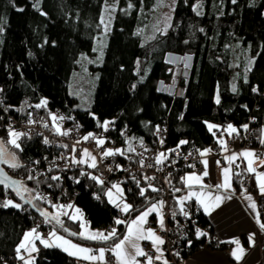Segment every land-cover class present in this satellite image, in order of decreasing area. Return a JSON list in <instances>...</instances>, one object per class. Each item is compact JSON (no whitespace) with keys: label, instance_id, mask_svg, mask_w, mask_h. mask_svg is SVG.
Returning a JSON list of instances; mask_svg holds the SVG:
<instances>
[{"label":"trees","instance_id":"16d2710c","mask_svg":"<svg viewBox=\"0 0 264 264\" xmlns=\"http://www.w3.org/2000/svg\"><path fill=\"white\" fill-rule=\"evenodd\" d=\"M106 1L0 0V113L6 111L22 119L34 110L51 131L59 127V117L67 118L63 128L78 124L84 132L111 118V132L123 151L122 155L119 153L123 159L134 155L144 142L156 138L157 129L164 133L165 156L175 148L190 151L220 144L222 135L230 134L229 125L237 129L236 139L247 125L252 130V145L264 148V142L260 143L264 123V0H236V3L176 0L169 27L153 34L150 32L155 23L157 0H116L113 21L105 35L101 20ZM101 35L103 43H99ZM169 54L193 57L187 83L180 80V85L185 86L182 97L157 89L160 80L167 83L175 80L176 67L167 61ZM84 68L87 79L93 81L84 89L86 98L80 92L84 85L76 81V74ZM254 88L257 90L253 91ZM43 101H47L45 106L36 107ZM4 121L7 123L8 117ZM209 124L216 127L210 131ZM20 131L26 134L19 141L22 151L9 143L8 132L0 130V142L16 156L15 162L21 167L12 168L10 163L0 166L11 177L18 170L20 179H12L31 190L24 192L22 199L15 185L0 184V262L3 264H24L16 248L38 223L42 233L55 231L77 243L110 246L125 234L126 225L134 215L161 198L146 181H139V185L133 181L131 192L114 175L101 185L90 178L99 176L90 167L66 171L62 180H53L56 170L51 167V159L58 150L57 142L46 134L28 135ZM47 153L49 157H44ZM35 158L47 166L38 177L29 171ZM186 170L173 175L177 189L183 187L180 177ZM243 173L240 168L235 171L239 189ZM29 175L33 179H28ZM52 181L57 189H66L73 198L74 207L68 208L67 215H60V224L48 222L41 213L55 215L60 209L53 205L61 204H51L36 196L39 187ZM113 182L122 184L124 200L132 205V211L127 214L120 211L117 216V207L109 202L106 190ZM141 188L147 189L144 196L140 195ZM178 192L170 195L171 208V199ZM9 199L22 207H3ZM194 204L197 203L189 202L184 211H192ZM75 208L81 210L92 230L107 234L115 229L116 238L99 241L71 235L82 232L81 221L71 219ZM193 216L199 224L210 225L212 229L201 207ZM112 219L125 223H115L108 229ZM186 227L178 257L187 259L204 245L226 247L213 240V231L198 234L191 225ZM38 245L35 264H80L62 248H46L40 242ZM167 264H172L170 259Z\"/></svg>","mask_w":264,"mask_h":264},{"label":"built area","instance_id":"2783aa9c","mask_svg":"<svg viewBox=\"0 0 264 264\" xmlns=\"http://www.w3.org/2000/svg\"><path fill=\"white\" fill-rule=\"evenodd\" d=\"M189 57L191 59H189ZM191 55H175L169 54V59L173 64L179 65L181 71L177 74L175 78V83H167L160 80L157 84V89L161 92L184 96L185 86L180 85V80L184 79L187 83L189 78V71L192 63ZM8 117V122L4 120ZM67 120L66 117L59 121V128L61 132H66V135H61L57 131H51L47 123L42 122L39 114L34 110L30 114L22 119H18L15 115H11L8 112L0 113V130H4L9 133V128L14 131L23 130L28 135H42L46 134L54 141L57 142L58 150L52 153L51 167H53L56 172L54 176L60 177L59 181L63 179L65 172L78 169H87L89 163L76 164L73 163V158L80 160L84 158V150L86 149L89 153L96 157L97 167L92 168L95 173H97L102 180L108 179L110 177L117 176L125 182L128 192H131L133 181H146L151 184L152 187L159 189L161 199L164 202V206L161 209L163 213V228L158 225L156 229L157 235L163 239L164 243L161 245L164 253L171 260L172 264H186V259L178 257L183 249V237L187 234V225H191L196 229V233L204 234L212 231L210 225H201L194 218V213L200 210L198 204H194L192 211L185 210L187 215L182 212L177 214L170 207V195L173 194L177 186L173 183V175L177 171L183 169H191L196 173L200 174L205 168L203 161V156L200 155V150L194 149L190 151H182L179 148H175L168 152L163 160V163H157V158L162 151V146L164 145L163 135L161 129L156 131V138H154L150 143H143L141 149L138 150L134 155H129L126 159L119 156V153L113 156L104 157L103 153L106 150H117L120 149L117 139L111 132L112 123L107 126V130L103 127L97 126L94 129L84 132L82 126L78 124H73L68 128H63L64 122ZM30 121H35V123H30ZM45 124L47 127H45ZM235 128V127H233ZM236 129V128H235ZM230 133V132H229ZM92 134V136H89ZM235 133H230L226 139L225 144L232 148L235 142L239 147L254 149L258 156H262L264 153V148L252 145L251 139L253 138L252 130L245 129L242 132V136L239 139L234 138ZM89 136V139L85 140L84 137ZM95 137V139L93 138ZM103 139L105 143L101 146L98 145L97 140ZM163 141V143H161ZM210 154L214 157H218L221 163H224V152L222 150V145L215 144L210 147ZM50 153H47L44 157H49ZM39 163H36V162ZM46 165V164H45ZM39 158H35V163L29 166L30 173L34 177L40 176L46 171V167ZM143 165V166H142ZM194 165V167H193ZM239 168L235 165L234 170L237 171ZM12 177L20 179L21 174L18 170L12 172ZM53 177V176H52ZM154 177V179H147ZM72 178V177H71ZM58 181V180H56ZM54 181L49 183L48 186H41L36 192V196L44 197L48 203L51 204H61L69 205L72 204L73 198L69 197L66 189H57L55 187ZM251 184V176L246 171L242 174L239 181V187L241 190L247 189ZM261 207L264 204L261 203ZM175 213V215H173ZM120 214V209L117 208L116 215ZM264 218V209H263ZM115 224V219H112L110 223L107 224L108 229H112ZM150 226L156 225V220L151 218L148 220ZM37 232L39 230V223L36 225ZM44 237V236H43ZM213 240L217 241L215 235H213ZM229 245V243L227 244ZM142 248L148 255L155 257L156 250L152 247L150 242L144 241L142 243ZM113 257L112 253H107V259L111 260Z\"/></svg>","mask_w":264,"mask_h":264},{"label":"snow or ice","instance_id":"6c2138e0","mask_svg":"<svg viewBox=\"0 0 264 264\" xmlns=\"http://www.w3.org/2000/svg\"><path fill=\"white\" fill-rule=\"evenodd\" d=\"M232 3H236V0H232ZM38 7V5H36ZM132 6L129 5V8ZM111 11H115V5L109 6ZM20 11H23V9H19ZM106 11H108V8H106ZM45 14V13H41ZM46 15V14H45ZM111 21V16H109V22ZM101 23H104L103 18L101 20ZM105 30H107V25H105ZM0 31H2V28H0ZM47 42V41H45ZM189 59H191L189 57ZM257 89H253V91H256ZM2 91V89H0ZM233 91H236L235 85L233 86ZM216 102L219 103V97L217 96ZM47 104V101H43L41 105H37L36 107H41L45 106ZM52 119L55 121L57 117H52ZM59 119H63V117H59ZM30 123H35V121H30ZM108 122H105L101 127H103L105 130H107ZM45 127L47 125L45 124ZM215 125L209 124L208 128L211 131L213 128H215ZM245 129H247V125L244 126ZM9 136L10 140L9 143L12 144L15 148L20 149L21 151L23 150L21 148L20 143H18V140L22 137L25 136V133H20L16 132L13 129L9 128ZM56 131L61 134V135H66V132H61L59 127H57ZM159 131V129H157ZM228 131L230 133H235L237 132V129L233 128L232 125L228 126ZM89 136H92V134H89ZM89 136H85L84 139L87 140L89 139ZM95 139V137H93ZM45 143H48L47 139L44 141ZM98 145H103L105 141L103 139H98L97 140ZM163 143V141H161ZM181 143H187L186 141H181ZM221 145L224 147V150L227 151V146L223 140L220 141ZM131 150V149H130ZM174 151V150H173ZM210 149H206L203 152L200 153L201 156L207 155L208 152H210ZM4 148L2 147V142H0V163H10V166L12 168H17L21 167V165L17 162H15V157L13 155V161H8L4 159ZM117 153H120L121 155L123 154V151L120 149H117L115 151L109 149L106 150L103 153L104 157L107 156H113ZM240 156L244 157L247 160V171L250 173H254L256 176V180L259 185V190L260 194L264 196V173H259L256 171V167L254 165H264V160L260 159L259 157L256 156V154L252 151H245L243 153L239 154ZM239 157L237 155H232L226 157V159L229 162V165L234 163L236 159ZM165 159V153H160L159 157L157 158V163H163V160ZM36 163H39L38 161ZM73 163L76 164H84V163H89V166L92 168L97 167L96 163V157L93 156L91 153H89L86 149L84 150V158L80 160H76L73 158ZM205 166L207 165V161H204ZM143 166V165H142ZM194 167V165H193ZM51 171V169H49ZM230 168H224L223 169V176H224V183L217 185L218 188H224L228 189L230 188ZM83 174V173H82ZM208 173L205 170L203 172V176H207ZM91 179L97 181L99 184L103 185L104 181L99 177V176H90ZM28 179H33L31 175H29ZM53 180H59L60 177L58 176H53L51 177ZM147 179H154V177H150ZM202 180V176H198L195 174L188 175L186 177L182 178V181L186 184V186L191 189L193 184H200ZM9 178L5 173H3L2 170H0V184L8 185ZM79 183V181H77ZM12 185L16 186V193L17 195L21 196L23 199V193L24 192H30L31 190L23 187L22 182L19 181H11ZM137 185H139V181H137ZM149 188H151L152 191H159V189L152 187L151 184L148 185ZM201 187H205L204 185L201 184ZM112 189H115V193L112 191ZM112 189H109L106 192V195L109 199V202L114 204L115 207L120 209L121 212L127 214L130 211H132V205L128 204L125 202L124 197H123V189L118 185V184H113ZM147 189L141 188L140 189V195L144 196L145 192ZM175 191H180V189H175ZM195 196L196 199L199 201V203L204 207V210L206 212H209L213 210L215 207H218L219 204L222 201V197L217 195V196H212L210 192H189L188 195L179 198V204H180V211L184 214L187 215V213L184 211V204L186 201L191 200L192 197ZM37 198L39 199H44V197L38 196ZM230 198V197H229ZM249 201H251V207L255 208L256 204L254 201H252V198L250 196L246 197ZM99 199V197H97ZM30 201H26L28 203ZM3 207H14V208H21L22 206L20 204L14 203L12 200H7L6 202L3 203ZM54 207H57L60 209L55 215H51L47 212H42L41 214L48 220V222L55 221L57 224L62 223L60 220V215H67V212H63L62 210L64 208H73L74 206L69 204V205H53ZM164 206V202L160 201L159 204H153L151 207H149L147 210L141 212L139 216L136 217V219L130 221L127 224V232L124 235L123 239H121L118 243L115 244L113 248L110 249L112 254L116 257L118 264H139V261L137 260V257H146L147 258V264H152L153 257L148 255L147 252L144 251V249L140 246L139 241L141 240H149L151 241L153 247L156 248L157 252H160L161 249L159 245H162L164 243L163 239H161L158 235H156L155 231L148 228L145 229L144 225L147 223V217L153 213L156 212L160 216L159 224L160 227L163 228V213L161 212V209ZM175 215V213H173ZM258 215V214H257ZM71 219L73 220H82L83 219V214L79 208H75V214L71 216ZM116 224H122L125 223L123 220L117 219L115 221ZM84 228L83 232L78 233H71V235H79L83 239L87 240H99V241H108L111 239L116 238V230L113 229L111 232L105 234L103 232L99 231H91L86 225H82ZM261 228H264V224L260 225ZM199 234V233H198ZM51 240L49 239H44L41 237V235L37 232L36 229H32L30 232L26 233L23 237L22 242L17 246L16 252L18 254V258L22 261H24V264H35V257L32 255L33 253L39 252V249L36 247L35 241L39 240L41 244L44 245L46 248L50 247H58L62 248L63 251L67 252L68 255L70 256H75L78 258H81L83 260L87 261H105V249L100 248L98 250V255L94 254V250L86 247H81L80 245L72 243L70 240L65 239L62 236H58L56 232H51L50 233ZM238 245V248L236 251L233 252V255L237 260L242 259L243 257V249L239 247V241H234ZM130 249L132 251H130ZM26 252L27 253V259L25 258L24 255L21 254V252ZM155 259L159 260L160 256L155 257ZM106 264V262H105ZM165 264L167 262L165 261Z\"/></svg>","mask_w":264,"mask_h":264},{"label":"crops","instance_id":"0c3cea01","mask_svg":"<svg viewBox=\"0 0 264 264\" xmlns=\"http://www.w3.org/2000/svg\"><path fill=\"white\" fill-rule=\"evenodd\" d=\"M225 139L226 136L222 135V137L219 139V143L221 140L225 142ZM263 142H264V123L260 134V143ZM206 149H210V148L204 147L200 149V153ZM222 150L225 153L224 163H221L218 157H214L210 154V152H208L207 155L203 156V161L205 160L207 161V165L205 166L203 172L206 170L208 175L203 176V172L198 174L191 169L186 170L180 177L181 181L183 177H186L191 174H195L198 176H202V180L200 184H193L192 188L189 189L186 186V184L182 181L183 187H181L180 191L176 193L171 199L172 208L176 212H180V204L178 202L179 198L188 195L190 191L197 193L210 192L212 196L219 195L222 197V201L219 204V206L211 210L210 213L204 210V207L199 203V201L196 199L195 196H193L191 200L185 202L184 209L186 208L189 202L197 203L201 207V211L207 217L208 221L212 226L213 235L216 236L217 242L224 243L226 245L225 248H210L207 245H204L203 247L197 249L188 256V258L186 259L187 260L186 264H264V228L260 227L261 224H264V218H263L264 207H261V203L264 204V196L260 194L259 185L256 180L255 174L247 171V160L239 155L240 153H243L245 151H252L256 154L257 157L264 160V153L262 156H258L254 149L239 147V145H237L236 142L232 148H229L227 146V151H225L224 147L222 146ZM160 153H164V151L162 150ZM232 155H237L239 158L236 159L234 163L229 165V162L226 159V157ZM235 165L240 166L239 168L241 171L244 172L246 171L247 173L250 174L252 179V184L249 188L245 190H241L237 187V184L235 183V171H234ZM254 166L256 167L257 172L264 173V165H259V163H257V165ZM224 168H230L229 175H230L231 186L227 190L224 188L217 187V185L224 183V176H223ZM201 184L204 185L205 187H201ZM248 196H250L252 198V201L255 202L256 204L255 208L251 207V201H249L246 198ZM160 201L163 200L161 198H158L150 202L144 209H142L140 212L134 215L129 220V222L136 219V217L139 216L141 212L147 210L153 204L158 205ZM151 218H154L156 220V225L150 226L148 224V220ZM159 220H160V216L156 212L151 213L147 217V223L144 225L145 229L150 228L154 230L156 233V229L158 225H160ZM93 231L103 232L101 230H93ZM51 232L53 231L47 232V235L42 238L51 240V236H50ZM126 232H127V225H126L125 234ZM56 234L58 236L64 237L67 240H70L74 244L80 245L81 247L93 249L94 254L97 255H98V250L100 248L105 249V261H87L72 256L75 257L80 264H105V262L106 264H118V261L113 254H112L113 255L112 259L108 260L107 253L108 252L112 253L110 249L113 248L115 244L118 243L121 239H123L125 235L124 234L119 240H117L115 243H113L110 246H103V245L91 246L88 244L77 243L60 233L56 232ZM144 241H148L152 245L151 241L149 240H141L139 241L141 247ZM234 241H239V247L243 249V257L240 260H237L233 255V252L236 251L238 248V245L234 243ZM39 242H40L39 240L35 241L37 248ZM228 243L229 245H227ZM159 247L161 251L160 252L156 251L157 253L155 257L160 256V259L157 260L155 259V257H153L152 263L156 262L160 264H165V261L168 263L169 259L167 255L164 253L161 245H159ZM130 251L132 250L130 249ZM21 254L24 255L25 258L27 259L26 252L22 251ZM32 255L35 256V253H33ZM137 260L139 261V264H147L146 257H137Z\"/></svg>","mask_w":264,"mask_h":264},{"label":"rangeland","instance_id":"374dc122","mask_svg":"<svg viewBox=\"0 0 264 264\" xmlns=\"http://www.w3.org/2000/svg\"><path fill=\"white\" fill-rule=\"evenodd\" d=\"M175 2H176V0H157L156 14H155V23L152 26L150 34H153V33L157 32V31H166V29L169 27L170 22H171V18H172ZM112 5H115V10H116V6H117L116 5V0H107L106 3H105V6H104V10H103V16H102L103 21H104V23H103L104 24L103 25V32L105 33V35L110 30V27H111V24H112V21H113V17H114V14H115V11H111V9L109 8V6H112ZM106 8H108V11H106ZM109 16H111V21L110 22H109ZM105 25H107V30H105ZM103 42H104V36L101 35L99 43H103ZM173 65L176 67V73H175V77H174V78H176L177 74L181 71V68H179V65H177V64H173ZM87 76H88V72H87L86 68H84L82 71H80V72H78L76 74V81H78L79 83L84 85L83 87H81V91H80L81 92V96L83 98H86L88 96V94L85 93L86 91L84 92L85 87H88V85L93 83L91 78L87 79L88 78ZM171 83H175V80H173ZM89 92L92 93L93 92L92 89L89 90ZM105 122H108V125H109L111 123V118H105L102 123L104 124ZM16 132L23 133L20 130H17ZM9 140H10V136H9ZM19 141H20V139L18 140V143H19ZM2 147L4 148L5 151H7L13 157L14 154L8 150V148L6 147L5 143H2ZM14 157H15V160H16V156L15 155H14ZM10 161H13V158ZM114 184H118L123 189V186H122L121 183L115 182ZM109 189H112V186L108 187L106 192ZM112 191L115 193V189H112ZM13 202L18 204V202H16V201H13ZM67 210H68V208H64L62 211L63 212H67ZM80 221H81V227H82V225H86L89 228V230L93 231L92 228H90L88 226V224L86 223V221L84 219V216H83V219L80 220ZM83 231H84V228L82 227V232ZM28 232H30V231H28ZM38 233L40 235H42L41 237H43V236L45 237L47 235V233H44V232L43 233L42 232H38ZM38 248H39V245H38ZM0 264H3V263L0 262Z\"/></svg>","mask_w":264,"mask_h":264},{"label":"water","instance_id":"95a60500","mask_svg":"<svg viewBox=\"0 0 264 264\" xmlns=\"http://www.w3.org/2000/svg\"><path fill=\"white\" fill-rule=\"evenodd\" d=\"M3 158L10 161L13 157L7 151H5ZM0 170H2L3 173H5L7 175V177L9 178L8 185H10V186L12 185L11 181L19 180V179H16V178H14L15 180L12 179V177L1 166H0Z\"/></svg>","mask_w":264,"mask_h":264},{"label":"clouds","instance_id":"9594fccd","mask_svg":"<svg viewBox=\"0 0 264 264\" xmlns=\"http://www.w3.org/2000/svg\"><path fill=\"white\" fill-rule=\"evenodd\" d=\"M167 61H170V59H169V55H168V57H167Z\"/></svg>","mask_w":264,"mask_h":264}]
</instances>
